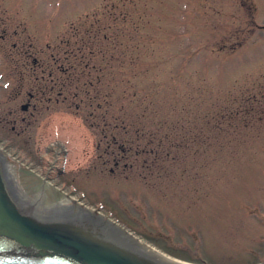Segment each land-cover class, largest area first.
<instances>
[{
    "label": "rangeland",
    "instance_id": "1",
    "mask_svg": "<svg viewBox=\"0 0 264 264\" xmlns=\"http://www.w3.org/2000/svg\"><path fill=\"white\" fill-rule=\"evenodd\" d=\"M14 1L18 9L3 17L18 32V51L33 54L35 77L49 66L46 81L64 90L42 103L43 114L20 112L30 129L48 118L51 130L78 140L82 155L66 176L48 177L37 134L0 121L7 159L171 257L264 264V0ZM96 94H108L107 111L86 96ZM143 125L150 133H137ZM105 131L114 132L119 166L147 165L122 163L114 174L112 162L93 168Z\"/></svg>",
    "mask_w": 264,
    "mask_h": 264
},
{
    "label": "water",
    "instance_id": "2",
    "mask_svg": "<svg viewBox=\"0 0 264 264\" xmlns=\"http://www.w3.org/2000/svg\"><path fill=\"white\" fill-rule=\"evenodd\" d=\"M89 215L0 156V264H177Z\"/></svg>",
    "mask_w": 264,
    "mask_h": 264
},
{
    "label": "flooded vegetation",
    "instance_id": "3",
    "mask_svg": "<svg viewBox=\"0 0 264 264\" xmlns=\"http://www.w3.org/2000/svg\"><path fill=\"white\" fill-rule=\"evenodd\" d=\"M15 9H18L16 1L0 0V65L4 61V66L2 65L4 69L0 71V100L3 97V93L9 91L4 103L0 107V121L15 123V125L12 126V130L14 133L37 134V146L35 147L39 152L40 150L44 151L39 159L42 160L43 163L48 162V177L49 173H52L54 171L56 173L62 174L63 176H66V174H68L70 170L72 171V169L66 170L68 164L76 161L78 159V156L82 155L81 146L77 143L78 140H75V137L71 135H68V137L62 136L63 133L60 132L58 125L56 126L55 130H51L50 128L52 125L50 123V120L48 118L43 120L44 117H42V121L37 120L34 129H30L32 121H30L27 116L23 115L20 112L23 110L24 113H29L31 110V114H43L45 107H43L42 103L45 101H53L52 95H61L64 90L62 88H59V85L57 83L46 81V79L52 77V72L49 66L43 67V73L41 77H35V67L33 65H29V58H32V62L34 61L33 54H29L28 51H18V32L16 30H12V32H9L8 27L11 26L7 19L9 17H3V15L7 16L6 11H12ZM11 13L13 14V12ZM13 48H15L16 50H14ZM19 52L22 53L21 61L18 59L19 56L17 55ZM24 63L26 66L23 65ZM23 96L27 97L28 100L26 103L21 104L20 110L18 106L15 105V101L19 97ZM59 100L60 99L58 97L55 98V101L60 102ZM38 124L40 125L39 127H37ZM108 131L102 133L101 138H103L104 141L106 140L107 145L104 148V152H101L99 154L97 151L95 156V158H97V161L96 163H94L95 165H93V168H97L98 165H101L106 169L108 167L107 165L112 162L114 167L109 168V170H111L110 172L114 174L115 172H117L115 169L117 168L116 166L119 164V162L114 161L116 156L113 152H111V149L115 146L109 145L110 142L113 143L115 141L114 132L111 131L107 133ZM91 134L92 133L89 134L90 143L94 145V138H92L93 136ZM72 142L74 143V145H72ZM99 143H102V141H100ZM96 145L97 149L100 148L98 142ZM119 148L121 149L120 152L123 153L125 157H127L129 148L123 145L119 146ZM86 154H88V152H86ZM109 154L111 158L109 157ZM92 159L93 146H91L90 154L86 158L85 163L90 165ZM109 159L111 161H109ZM122 163L120 164V166H118L121 167ZM134 164L139 166L147 165L145 162H126L123 163L124 166L122 168L128 169L127 166L133 168ZM148 169L151 168L148 167Z\"/></svg>",
    "mask_w": 264,
    "mask_h": 264
},
{
    "label": "bare ground",
    "instance_id": "4",
    "mask_svg": "<svg viewBox=\"0 0 264 264\" xmlns=\"http://www.w3.org/2000/svg\"><path fill=\"white\" fill-rule=\"evenodd\" d=\"M0 156L5 159L7 162H9L10 164H12L14 167H16V165H14L13 163H11L6 155L4 153H2L0 151ZM66 202H68L69 204L73 205L74 207H76L77 209L81 210L82 212H84L85 214L89 215L91 214L92 210H90L89 208H87L86 206H84L80 201L76 200L74 197L71 196H65V198L63 199ZM89 213V214H88ZM90 216V215H89ZM98 218H100V220L102 221H108V219L105 220V218L102 215H97ZM117 227L119 226L118 224H116ZM121 233L125 234L128 238H130L131 241L137 243L138 245L142 246L143 248L151 251L152 253L161 256L167 260H170L174 263L177 264H195V263H189L187 261H183V260H179L177 258L171 257L170 255H167L166 253H163L162 251H160L159 249H157L156 247L142 241L141 239H139L138 237L134 236L133 234L127 232L126 230L119 228Z\"/></svg>",
    "mask_w": 264,
    "mask_h": 264
},
{
    "label": "trees",
    "instance_id": "5",
    "mask_svg": "<svg viewBox=\"0 0 264 264\" xmlns=\"http://www.w3.org/2000/svg\"><path fill=\"white\" fill-rule=\"evenodd\" d=\"M105 36V39L106 40H109L108 39V36L107 35H104ZM81 78H83L82 76H80L79 77V79H80V81H82V82H84L85 84H87L88 86L91 84L92 86L94 85V83H93V81L92 80H90L89 82H87L85 79H81ZM79 79H77V80H79ZM85 80V81H84ZM86 85V86H87ZM87 97H88V99H89V101H94V99H96V98H99L100 100V103H99V107H103V105L105 106L106 105V111L108 110V102H109V100H108V94H105V97L104 96H102L101 94L99 95V94H96L95 96H92V98L90 97V95L88 96V95H86ZM100 96L102 97V98H100ZM122 112V115L120 116V119H122V121L121 122H125V117L123 116V111H121ZM101 115H104V117H105V112H103V114L101 113ZM119 119V120H120ZM116 120H118V119H116ZM149 127L150 126H144L143 125V128H144V131H142V132H137V133H150L149 131H146V130H149ZM175 128V126H172V127H170V130H173ZM125 132H127V126H126V124H124V129H123ZM148 138V137H147ZM147 138H145V137H143V138H141L142 139V141H144V140H146ZM141 144H142V142H140ZM148 143H151V141H148ZM138 144V143H137ZM125 145V144H124ZM126 146V145H125ZM135 146V145H134ZM145 146H147V145H145Z\"/></svg>",
    "mask_w": 264,
    "mask_h": 264
}]
</instances>
